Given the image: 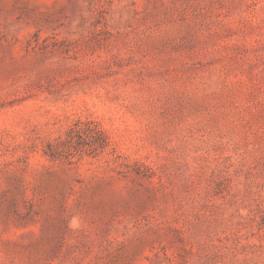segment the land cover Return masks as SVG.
Here are the masks:
<instances>
[{
	"label": "rangeland",
	"instance_id": "rangeland-1",
	"mask_svg": "<svg viewBox=\"0 0 264 264\" xmlns=\"http://www.w3.org/2000/svg\"><path fill=\"white\" fill-rule=\"evenodd\" d=\"M0 264H264V0H0Z\"/></svg>",
	"mask_w": 264,
	"mask_h": 264
}]
</instances>
